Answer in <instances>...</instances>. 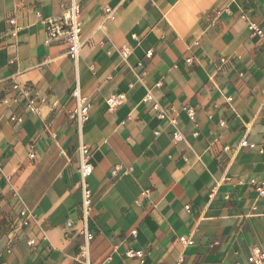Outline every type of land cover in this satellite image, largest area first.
I'll return each instance as SVG.
<instances>
[{
    "label": "crops",
    "instance_id": "0c3cea01",
    "mask_svg": "<svg viewBox=\"0 0 264 264\" xmlns=\"http://www.w3.org/2000/svg\"><path fill=\"white\" fill-rule=\"evenodd\" d=\"M70 1L0 0V264L84 262L82 143L94 166L91 264H143L130 248L145 264H253L264 41L251 26L264 27V0H78L77 65L64 41L45 43L42 23ZM14 83L31 86L37 112L1 101ZM77 83L91 104L82 126ZM114 93L126 100L112 109Z\"/></svg>",
    "mask_w": 264,
    "mask_h": 264
},
{
    "label": "built area",
    "instance_id": "2783aa9c",
    "mask_svg": "<svg viewBox=\"0 0 264 264\" xmlns=\"http://www.w3.org/2000/svg\"><path fill=\"white\" fill-rule=\"evenodd\" d=\"M105 11L108 18L114 19V8L106 7ZM10 23L15 24V18H10ZM42 23L45 26L46 38L45 43L53 44L57 41H64L67 45V53L69 58L77 65L80 59V51L83 46L82 32H83V20H82V5L78 0H71L68 5L63 9V13L59 18H44ZM255 35L264 41V27L251 26ZM123 58H126L129 54L127 48L121 49ZM153 51L149 50L147 55H152ZM191 61V59H188ZM141 64V63H140ZM73 97L76 99V107L72 111V115L76 118L78 124L82 126L89 120L91 104L88 99L82 95L79 83L72 91ZM152 96L149 95L148 99ZM126 100L125 93H114L107 97L106 102L110 108L114 109L122 105ZM1 101L17 102L23 104L31 113H35L39 109V99L32 94L30 85H20L14 83L12 85V92L2 97ZM189 114H194L193 108L188 109ZM159 117L165 119L169 117L167 113L161 111ZM12 120H20L18 115L13 114ZM174 121V119H172ZM176 138H181L180 133H175ZM80 151V166H79V180L78 184L82 191V221H83V232L86 238L85 247L83 250V256L85 260L82 264H91L89 261V246L90 241L94 238V230L91 224V211H92V197L93 192L89 186L88 178L94 170V166L91 162V153L88 146L81 144L79 147ZM30 156L34 157L35 152L31 151ZM118 168L113 170L116 173ZM256 189L261 196H264V180L256 183ZM25 214V211H22ZM133 235L137 234V230L132 231ZM186 243H192L189 239H182ZM126 254L129 257H136L140 259L141 263L145 264V252L141 249L130 248ZM248 260L253 264H264V248L255 246L252 250ZM177 264H181L178 262Z\"/></svg>",
    "mask_w": 264,
    "mask_h": 264
}]
</instances>
